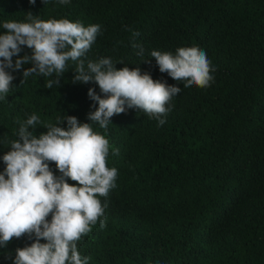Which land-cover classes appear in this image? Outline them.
I'll list each match as a JSON object with an SVG mask.
<instances>
[{
  "label": "trees",
  "instance_id": "1",
  "mask_svg": "<svg viewBox=\"0 0 264 264\" xmlns=\"http://www.w3.org/2000/svg\"><path fill=\"white\" fill-rule=\"evenodd\" d=\"M28 12L44 21L99 24L86 63L111 58L117 69L140 67L154 81L182 88L162 126L134 109L114 115L106 129L92 125L109 140L106 166L118 178L108 197H99L107 203L106 227L97 223L78 242L89 264H264V0H0V24L27 22ZM192 46L216 69L209 88H183L150 57L152 50ZM22 49L20 56L31 55ZM30 67L8 70L14 79L0 100V172L17 121L36 114L37 137L67 115L91 123L88 90L100 94L95 82H72L74 62L52 89L45 84L54 76L21 84ZM49 166L60 175L54 162ZM32 242L27 234L14 237L0 248V264H13L15 250Z\"/></svg>",
  "mask_w": 264,
  "mask_h": 264
},
{
  "label": "clouds",
  "instance_id": "2",
  "mask_svg": "<svg viewBox=\"0 0 264 264\" xmlns=\"http://www.w3.org/2000/svg\"><path fill=\"white\" fill-rule=\"evenodd\" d=\"M42 2L46 5L49 0ZM57 3L66 5L70 0ZM26 20L0 24L6 30L0 34V100L6 99L13 87L14 76L8 70H20L29 63L32 67L23 70L21 84L32 75L54 76L45 88L59 87L60 77L68 71L71 61L76 64L72 82H95L100 94L94 88L88 90L95 108L87 115L91 123H80L77 117L67 115L58 118L56 124H45L47 132L37 137L34 132L41 121L36 114L17 121L16 139L7 141L10 151L2 157L5 167L0 172V248H6L14 237L27 234L33 242L15 250L13 264H89L91 257L79 253L78 242L97 223L102 229L106 227L107 203L102 204L99 197L107 198L117 187L118 178V170L106 166L109 140L94 132L92 125L106 129L114 115L134 109L162 126L173 107V98L182 88L154 81L140 67L117 69L111 58L86 63L91 46L101 34L99 24L85 27L68 19L44 21L31 12ZM22 46L31 49V55L20 56ZM132 47L139 49L135 54L143 57L142 45L134 43ZM150 57L161 73H167L183 88L206 89L215 82L216 69L206 51L198 46L178 47L175 53L152 50ZM65 121L67 127H61ZM115 154H119L118 149ZM49 162L55 163L59 176ZM68 179L77 183L69 184Z\"/></svg>",
  "mask_w": 264,
  "mask_h": 264
}]
</instances>
